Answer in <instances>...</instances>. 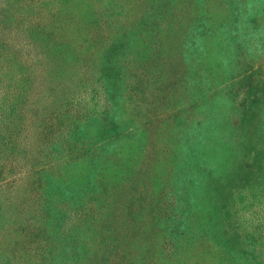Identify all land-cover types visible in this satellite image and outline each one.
I'll return each mask as SVG.
<instances>
[{
	"label": "rangeland",
	"instance_id": "1",
	"mask_svg": "<svg viewBox=\"0 0 264 264\" xmlns=\"http://www.w3.org/2000/svg\"><path fill=\"white\" fill-rule=\"evenodd\" d=\"M55 1L62 43L19 49L16 15ZM19 2L0 0V258L264 264V0Z\"/></svg>",
	"mask_w": 264,
	"mask_h": 264
},
{
	"label": "trees",
	"instance_id": "2",
	"mask_svg": "<svg viewBox=\"0 0 264 264\" xmlns=\"http://www.w3.org/2000/svg\"><path fill=\"white\" fill-rule=\"evenodd\" d=\"M25 0H20L19 6L23 10L27 4L24 3ZM60 2V1H59ZM66 1H62L58 4V1H55L54 5H50L49 2H44V5H38V18L35 17H24V18L18 17L16 15L15 21V27L23 29L22 31V37L24 35L25 41L23 43H20L19 49L24 50H36L38 45H43L44 47H54L57 45V43H62L61 40H64L65 33L64 31L70 30L71 22L69 21V17H63V7ZM18 11L22 13L17 7ZM11 17V16H10ZM67 21H65L66 19ZM66 22V23H65ZM7 23V22H6ZM6 30L9 28L10 23L4 24ZM11 27V26H10ZM12 29V28H10ZM66 29V30H65ZM5 43L8 45L9 43L5 41ZM12 49H18L16 48V44H12ZM2 59L5 62H9L14 64L16 62V59L13 57H9L7 51H2ZM0 237L2 239L0 240V252L5 251L8 244V238L6 235V232H3L0 234ZM5 261V262H3ZM0 264H9V262L5 259V257L0 258Z\"/></svg>",
	"mask_w": 264,
	"mask_h": 264
}]
</instances>
